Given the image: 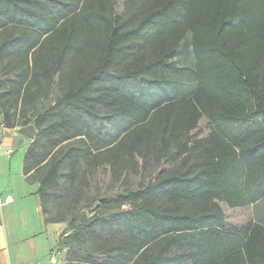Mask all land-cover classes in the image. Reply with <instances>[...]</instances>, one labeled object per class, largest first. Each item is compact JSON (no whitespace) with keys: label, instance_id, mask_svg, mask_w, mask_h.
Returning <instances> with one entry per match:
<instances>
[{"label":"trees","instance_id":"1","mask_svg":"<svg viewBox=\"0 0 264 264\" xmlns=\"http://www.w3.org/2000/svg\"><path fill=\"white\" fill-rule=\"evenodd\" d=\"M122 2L0 0L1 124L37 127L22 173L66 263L264 264L220 206L264 205V0ZM101 167L138 188L89 201Z\"/></svg>","mask_w":264,"mask_h":264},{"label":"crops","instance_id":"2","mask_svg":"<svg viewBox=\"0 0 264 264\" xmlns=\"http://www.w3.org/2000/svg\"><path fill=\"white\" fill-rule=\"evenodd\" d=\"M0 126V152L5 144L7 147L4 152L10 162L15 154L13 149L15 145L19 146L22 154L18 171H12L11 164L8 169H0V176L8 177L7 181L0 183V195L11 196L14 199L12 204L0 209L1 264H67L64 253L57 248L60 237L57 236V228L60 224L45 223L37 195L38 186L27 184L22 173L25 150L30 142H26L20 135L13 136L11 134L13 130L3 128L2 124ZM8 150L12 151L11 155L7 154ZM7 223L13 225L11 228L16 233H22L25 230L28 234V236H15L14 254L11 251L10 237L12 236H9L7 232ZM49 231H52L54 236H44Z\"/></svg>","mask_w":264,"mask_h":264},{"label":"rangeland","instance_id":"3","mask_svg":"<svg viewBox=\"0 0 264 264\" xmlns=\"http://www.w3.org/2000/svg\"><path fill=\"white\" fill-rule=\"evenodd\" d=\"M119 6H120V11L122 12L123 10V2L122 0H119ZM178 65L180 66H186L189 67L193 65L194 59H193V53L192 49L190 48V39L188 38L183 46L179 49L178 55L175 59ZM61 95V92L58 88L57 85L52 86V91L50 94V99L48 102L44 103L40 108H39V114H42L44 111H46L54 102L55 100ZM3 123L2 118L0 117V125ZM11 134L13 136H18L20 135L18 132V128L14 129ZM194 136L198 138H204L207 137L209 134V129L207 127V121L205 119H202L199 123V127L193 132ZM24 138V137H22ZM26 142H31L30 140L24 138ZM89 141V140H88ZM84 142V140H82ZM3 150L1 152V157H0V169H8L9 164H11L12 171H18L20 168V158H21V153H20V148L19 146L15 145L14 150L15 154L14 157L12 158V161L10 162L8 160V157L5 154V149L6 145L3 144ZM10 162V163H9ZM121 173V172H119ZM141 174L142 171L139 172V174H134L132 171H122L121 173V178L118 179V176L114 177V174L111 170L110 167H101L98 168L97 174L95 176V180L91 179L90 177L88 178V187L84 189L85 192L88 193V199L89 201H96L100 200L102 198H106L110 196L111 194H125V189H132L135 191L138 188V185L141 180ZM0 176V183L3 182L4 180L7 181L8 177ZM10 182V180H9ZM8 182V183H9ZM226 220H227V226L228 227H236V228H241L242 226L246 225L250 220L256 221L258 223H261L264 225V205L262 202L246 208V209H229L226 204L221 203L220 204ZM7 232H9L10 237V243H11V251L12 254H14L15 248H16V237L15 236H28L27 232L25 230L19 233H16L14 231L13 225L6 224ZM12 226V228H11ZM57 236H60L58 239V244L59 241L64 239V235L67 231V224H60L59 227L57 228ZM44 236H54L52 231H49L48 233H45ZM44 242V241H43ZM39 242H37L38 244ZM57 248L60 249L64 253L63 250H61V247L58 246ZM96 259L98 261H101L100 258Z\"/></svg>","mask_w":264,"mask_h":264},{"label":"water","instance_id":"4","mask_svg":"<svg viewBox=\"0 0 264 264\" xmlns=\"http://www.w3.org/2000/svg\"><path fill=\"white\" fill-rule=\"evenodd\" d=\"M20 135L28 138L29 140H35L38 135L37 127L34 124L22 127L18 129Z\"/></svg>","mask_w":264,"mask_h":264},{"label":"built area","instance_id":"5","mask_svg":"<svg viewBox=\"0 0 264 264\" xmlns=\"http://www.w3.org/2000/svg\"><path fill=\"white\" fill-rule=\"evenodd\" d=\"M8 155L12 154L11 150L7 151ZM0 156H1V152H0ZM14 202L13 197L11 196H1L0 195V209L4 208L5 206H8L10 204H12Z\"/></svg>","mask_w":264,"mask_h":264}]
</instances>
